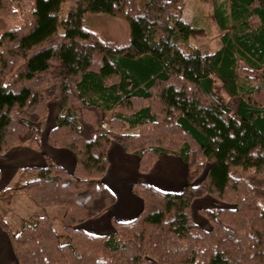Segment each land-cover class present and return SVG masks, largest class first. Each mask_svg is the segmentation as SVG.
Here are the masks:
<instances>
[{"label":"trees","instance_id":"16d2710c","mask_svg":"<svg viewBox=\"0 0 264 264\" xmlns=\"http://www.w3.org/2000/svg\"><path fill=\"white\" fill-rule=\"evenodd\" d=\"M185 3L32 0L24 22L1 34L0 153L23 143L40 150L39 124L55 100L64 111L48 141L76 156L71 172L46 156V165L23 167L5 189L65 208V242L47 215H33L15 234L0 212L17 264H264V0L216 4L224 32L215 52L190 42L203 30L183 20ZM94 15L121 19L124 37L94 29ZM0 16L18 17L14 0H0ZM217 79L240 97L237 116ZM106 110L113 112L110 128ZM112 141L139 156L142 173L162 152L181 156L187 181L180 192L134 182L139 214L114 220L112 233L92 234L79 225L116 201L101 181ZM207 194L230 205L200 209L209 230L192 215L194 200Z\"/></svg>","mask_w":264,"mask_h":264},{"label":"crops","instance_id":"0c3cea01","mask_svg":"<svg viewBox=\"0 0 264 264\" xmlns=\"http://www.w3.org/2000/svg\"><path fill=\"white\" fill-rule=\"evenodd\" d=\"M63 111V107L58 101L50 102L48 117L39 124L41 129L40 150L23 143L13 146L8 152L0 153V181L4 175L18 179L20 170L25 166L46 165V156L52 158L67 171H73L76 164L75 153L67 148L55 147L48 141V132L56 125V117ZM52 114L55 116L54 119L43 129V123ZM108 159L109 166L101 181L115 194L116 201L100 216L87 219L79 225L83 230L92 234L112 233L115 231L114 220L129 221L139 214L143 208V200L133 191L134 182L140 181L164 191L180 192L187 181L188 165L181 156L176 154L160 153L154 166L148 172L142 173L139 170V156L127 152L120 143L112 141L108 147ZM160 171L168 178H159L157 175ZM14 203L13 198L12 203L8 206L11 207ZM51 220L54 221L53 218ZM8 256L9 261L7 258L1 264H17L14 251Z\"/></svg>","mask_w":264,"mask_h":264},{"label":"rangeland","instance_id":"374dc122","mask_svg":"<svg viewBox=\"0 0 264 264\" xmlns=\"http://www.w3.org/2000/svg\"><path fill=\"white\" fill-rule=\"evenodd\" d=\"M31 1L32 0H14V7L18 11V17L15 19H6L0 16V36L4 31L14 27H18L24 22V14L30 8ZM218 2H225L228 6L230 5V0H186V5L183 9V20L191 26L203 30V32L195 33L190 37V42L194 46L199 47L203 52H215L222 45L221 36L224 30L219 27L215 17V6ZM89 22L94 29L106 30L105 32L110 34L112 37H124V34L126 32V24L123 23L121 19L115 17L94 15L89 18ZM249 23L252 28H257L261 25V20L257 15H253L249 18ZM235 30L236 26L232 22L230 25V31L233 33ZM245 65L246 64L244 61H240L237 68L238 73L240 74L241 82H246L247 79H249L248 76L242 71V68ZM216 88L222 100L231 107L233 115L237 116L240 97L230 96L226 91H224L218 79L216 80ZM54 117L55 116H53V114L52 116H49L47 121L42 125L43 129H45L46 125L49 124V122L52 121ZM112 117L113 112L106 110L104 120L107 128H110V120ZM125 131L137 132V129H126ZM153 175L155 176L156 173ZM157 176L162 179L168 178L165 174H162L161 171ZM16 182L17 179L11 178L9 177V175H4L3 179H1L0 181V212L4 216V218L9 223H11V231L15 234H18L24 224L31 221L33 215H47L48 217L50 216L51 218H53L54 221L52 223L56 232L59 234L61 242H65L67 240L64 232L65 222L63 220V213H65V208H43L31 201L29 197L24 193L17 194V192H12L11 194H6L5 189L14 188ZM8 196L11 197L12 201L13 198L15 200L14 205L11 207L4 202V199ZM229 206V204L216 201L211 195L207 194L201 198H197L194 200L192 204L193 219L203 228L209 230L211 227L210 222L201 213L200 209H213ZM11 252L13 253L8 234L0 227V264L7 258L9 261L8 254H11Z\"/></svg>","mask_w":264,"mask_h":264}]
</instances>
